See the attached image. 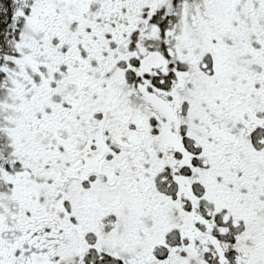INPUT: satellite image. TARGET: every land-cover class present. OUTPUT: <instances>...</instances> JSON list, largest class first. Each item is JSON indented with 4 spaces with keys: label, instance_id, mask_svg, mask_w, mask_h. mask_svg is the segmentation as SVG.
Segmentation results:
<instances>
[{
    "label": "snow or ice",
    "instance_id": "snow-or-ice-1",
    "mask_svg": "<svg viewBox=\"0 0 264 264\" xmlns=\"http://www.w3.org/2000/svg\"><path fill=\"white\" fill-rule=\"evenodd\" d=\"M0 264H264V0H0Z\"/></svg>",
    "mask_w": 264,
    "mask_h": 264
}]
</instances>
